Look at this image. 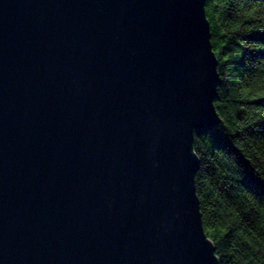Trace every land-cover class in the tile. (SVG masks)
I'll return each mask as SVG.
<instances>
[{"label": "water", "instance_id": "95a60500", "mask_svg": "<svg viewBox=\"0 0 264 264\" xmlns=\"http://www.w3.org/2000/svg\"><path fill=\"white\" fill-rule=\"evenodd\" d=\"M217 82L205 0H0V264H220Z\"/></svg>", "mask_w": 264, "mask_h": 264}, {"label": "trees", "instance_id": "16d2710c", "mask_svg": "<svg viewBox=\"0 0 264 264\" xmlns=\"http://www.w3.org/2000/svg\"><path fill=\"white\" fill-rule=\"evenodd\" d=\"M219 123L195 131V190L220 264H264V0H205Z\"/></svg>", "mask_w": 264, "mask_h": 264}]
</instances>
